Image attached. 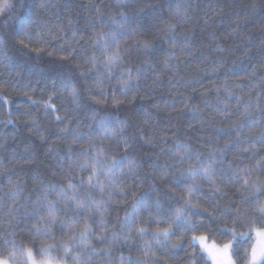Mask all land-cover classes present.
Masks as SVG:
<instances>
[{
  "label": "trees",
  "instance_id": "1",
  "mask_svg": "<svg viewBox=\"0 0 264 264\" xmlns=\"http://www.w3.org/2000/svg\"><path fill=\"white\" fill-rule=\"evenodd\" d=\"M5 2L0 0V7ZM12 2L14 7L0 16V252L10 250V246L3 247L6 239L37 250L41 244H54L56 247L51 250L49 258L60 260L62 264H76L74 255H82L81 264H131L137 257L143 258L142 253L147 251L143 241L150 240L152 233L141 238L135 226L131 229L134 242L130 244L110 243L111 235L107 241L101 242L95 224L92 225V234L83 241L79 235L69 239L70 234H66V230L59 225L52 229L55 239L52 236L37 237L29 231L37 222L31 216V200L36 199L34 179L42 180L45 184L67 185L71 182L78 185L89 172L69 168L67 149L71 145L74 152H79L82 144L87 147L92 141L97 145L91 150L92 154L103 148L100 158L106 162L105 168L112 166L115 177H120L121 172L127 174L129 159L140 165L138 175L143 183L136 191L140 195H150L153 200L157 196L153 185L161 187L162 191L167 190V186L162 185L164 177L159 172L153 175V164L166 165L168 173L179 176L182 172L186 175L191 165L205 167L215 161L213 167L216 175L213 179L227 195H212L211 180L196 177L200 187L198 192L193 193L192 202L202 206L197 219L203 218L206 225L196 234L206 235L210 240L222 244L232 239L225 230V224L235 228L237 233L249 231V226L233 223L235 209L229 210L228 206L230 203L239 205L245 195L253 203L264 200V192L250 193L241 189L237 193L235 188L240 183L233 186L226 184V180L233 172H240L243 166L254 165L261 158L260 154H264V144L258 138L261 129L257 127L256 136L249 135L251 121L264 119V111H261L264 109V0ZM177 5L180 6L179 16L171 15ZM157 17H162L163 21L170 20L180 32L187 31L191 42L188 49L180 46L174 49L175 58L170 61V68H165L161 62L167 58L166 52L172 50L173 34ZM124 18L138 22L143 28L139 34L128 31L118 35L120 48L127 49V53L118 66L109 71L100 63L104 57L96 42L103 43L110 39ZM151 25L155 27L148 31ZM29 30L32 35L27 39L25 33ZM176 38L184 40L179 32ZM21 39H24L27 48L19 43ZM137 40L153 41L155 47L145 52L137 46ZM31 48H39L40 51L33 52ZM93 55L97 58L95 66L81 59ZM63 57L68 59H61ZM129 69L133 77L139 78L130 81L127 95H124L122 81L129 80ZM137 69H140L139 73ZM81 72L85 75L81 76ZM156 72L160 73L159 77L155 75ZM67 77L78 81L82 105L88 107L74 109L68 92L59 86V81ZM50 96L53 98L51 101ZM113 96L123 100L124 104L114 106ZM46 103H54L59 110L46 112ZM249 104L253 107L246 114L245 106ZM91 110L96 113L95 121L88 118ZM105 114H112L117 120L128 119L124 135L135 136L136 140H129L131 146L127 151L123 137L118 135L122 125L115 122L112 126L117 136L109 139L94 133L92 140L73 143L70 133L61 132L66 124L76 127L77 118L80 129L87 132ZM57 115L63 117V122L55 119ZM238 122H242V126L234 127ZM140 129L153 138L155 146L144 143ZM237 132H240L239 136ZM176 141H182L192 148L191 159L172 155L176 151ZM225 141L230 142L225 144ZM252 144L260 154L254 156L252 151H244ZM221 149L225 153L222 159L219 155ZM197 151L199 157L196 156ZM60 156L65 157L63 170L59 167ZM114 160L118 163H114ZM229 161L233 163L231 169ZM100 179L107 183L103 170ZM127 183L132 184V181L128 180ZM183 183L191 184V179ZM15 185H20L23 191L21 197L13 201L9 193ZM29 193L33 194L29 197ZM95 195L97 199L100 198L98 192ZM55 198V194L49 196V199ZM162 199L167 200V197ZM60 206L63 207V202ZM179 206L172 204L173 208ZM107 207L105 218L116 225V231H120L116 218L118 216L122 221L126 212L132 213V197L127 198V203ZM249 207V204L244 205L245 209ZM11 208H15V211L9 214ZM203 208H208L209 212H204ZM151 211L155 212L156 209L153 207ZM161 211L170 213L171 209L166 203ZM211 212L215 213L214 221L209 215ZM145 219H151L146 211L137 218V225L156 227L140 224ZM247 219L257 218L249 216ZM41 227L47 225L41 224ZM159 227H167V224H160ZM251 227L255 229L260 225ZM124 234H128V229L124 230ZM192 234L189 233V237ZM64 241L69 242L71 252L68 255L61 247ZM255 241L253 232L250 238H243L244 248ZM172 242H175V237ZM153 245L152 251L156 256L150 258L165 255L161 245H156L154 241ZM93 249L97 252H93ZM186 251L192 252V248L185 243L179 248L170 249V257L166 256L165 259L168 264H188ZM203 257H206V253L197 251V264H204ZM42 258L37 256V259ZM233 259L240 264L243 249ZM208 264H211L210 258Z\"/></svg>",
  "mask_w": 264,
  "mask_h": 264
},
{
  "label": "snow or ice",
  "instance_id": "2",
  "mask_svg": "<svg viewBox=\"0 0 264 264\" xmlns=\"http://www.w3.org/2000/svg\"><path fill=\"white\" fill-rule=\"evenodd\" d=\"M14 7L12 0H6L3 7H0V16L4 15ZM180 6H176V11L171 15L179 16ZM122 17L124 14H121ZM161 22L167 25L168 31L172 33L171 46L172 50L166 52L167 58L164 59L161 63L165 68H170V61L175 58L174 49L177 46H180L182 49H188L191 47V42L188 39L187 31L180 32L177 28V25L171 23V21H163L162 17H157ZM6 23V22H5ZM155 25H151L148 31L151 30ZM143 26L138 22L128 20L127 18L122 19L119 22L118 28L113 31L110 39L104 40L103 43L97 41V46L104 57L100 63L104 64L106 68L111 70L112 67L118 66V62L122 61L125 58L127 49L121 50L119 41L117 39L118 35L121 32L132 31L136 34H139ZM179 32V35L184 37V40H178L176 38V33ZM31 30L25 33V38H31ZM19 43L27 48L28 45L25 44L24 39H21ZM137 46L148 52L155 47L153 41L144 40L136 41ZM33 52H39V48H31ZM63 60L68 59L67 57L61 58ZM86 64H92L95 66L96 56L92 57H81ZM145 64H148V61H145ZM77 68L80 65L77 64ZM137 72H140V69H137ZM129 80L122 81V89H124V95H127V89L129 83L133 79H138L139 77H133L131 75V70H128ZM85 74L81 72V76ZM157 77L160 76L159 72H156ZM90 79L91 77H85ZM55 83V81H54ZM99 83V81H97ZM59 86L65 92H68L69 96L72 99V103L75 110H80L81 107H88L87 105H82L81 97L82 91L81 87L78 86V81L74 80L72 77L62 78L59 81ZM103 95V93H100ZM229 95L232 93L229 91ZM53 98L50 96L49 101ZM135 99V98H133ZM7 103V101H4ZM112 102L114 106H122L124 104L123 100L117 99L115 96L112 97ZM132 101H128L131 103ZM259 101L257 102L258 106ZM2 106V105H0ZM253 105L249 104L245 106V113L247 114ZM45 111L49 110L56 112L59 109L54 103H46L44 105ZM92 114L88 117L89 119L95 121L96 113L94 110H91ZM264 111V109H261ZM226 114V113H221ZM57 121L63 122V117L57 115L55 117ZM113 122L122 125L119 129V136L124 139V147L127 151L131 146L129 140L132 137H127L124 135L125 128L128 126V119L117 120L112 114H105L99 118V121L95 123L93 128H90L89 131L83 132L79 127V120L77 118L76 127H69L67 124L61 128V132L65 134H71L72 141H88L92 140L94 133L98 136L103 137L104 139H109L117 136L116 130L113 128ZM147 124V120L144 121ZM71 124V121H69ZM242 122H238L234 127H241ZM259 127L258 138L262 144H264V119L261 120H252L249 125V135L256 136V129ZM143 135L141 138L144 143L155 146L154 140L151 136H148L143 129H140ZM109 134H112L111 136ZM240 135V132H237V136ZM135 137V136H133ZM230 141H225V144ZM97 145L95 141L88 144L85 147L81 145V150L79 152H74L72 146L69 145L67 149V160L69 161V168H78L82 172H89L87 178H81L79 184H73L69 182L67 185H60L56 183L45 184L44 181L39 179H34V194L36 199L31 200V216L37 219V222L34 223L29 229L35 233L37 237L41 236H52L55 239V236L52 232V229L59 225L62 230H66V234H70L69 239H72L79 235L81 240H85L88 235H91L93 232L92 225H96L97 235L101 242L107 241L108 236L111 235L110 243H133V235L131 229L133 226L136 227V233L143 238L149 232L152 233L150 240L143 241L144 248L147 251L142 253V257H137L135 261H132L131 264H168V260L165 259L166 256L170 257V249L179 248L182 244H187V247L192 248V252H185L188 256V264H197L196 254L197 251H203L206 253V257H203L204 264H208V259L210 258L211 264H238L236 260L233 259L234 256L240 255V250L243 249V261L240 264H264V200H256L254 203L249 196H242L241 202L239 205L229 204V210L235 209V217L233 219L234 224H239L240 226H249L248 232L237 233L235 228H229L227 224L224 225L225 230L228 235L232 237L227 243H224L222 246H217L216 243L209 245L206 243V237L203 234L197 235L196 233L201 229L206 227L205 221L203 218L197 219L199 211L201 210V205L198 203H193V193L198 192L199 185L197 184L196 177L200 176L202 179L211 180L212 183V195L217 193H222L227 195L223 189H221L213 177L216 175L214 170L215 161H211L207 166L201 167L199 165H191L186 170L185 173H181L179 176L168 173L166 165H156L153 164L154 169L153 175L155 176L157 172L161 174L164 179L162 180V185L167 186L166 191H162L161 187L153 185V190L157 194L156 199H152L150 195H140L136 188L140 187L143 183L142 178L138 175V165L134 160L129 159L127 164V174L124 172L120 173V177H115L112 174V166L109 165L105 168L106 162H103L100 158V153L103 152V148H100V152H97L95 155L92 154V149L96 148ZM244 151H252L253 155H258L256 147L254 144L250 145L248 149ZM224 150H219V155L221 159L224 156ZM174 156L187 157L188 159L192 158V148L183 143L182 141H176V151L172 153ZM200 153L197 151L196 156L199 157ZM215 156L216 153H211ZM261 158L255 162L254 165L248 166L245 165L241 168L240 172H233L230 176L227 177L226 184H232L233 186L236 183H240L239 187L235 188V192H241L243 189L246 192L256 193L264 192V154H260ZM83 158V159H77ZM59 167L61 170L64 169V156L59 158ZM91 161V163L89 162ZM114 163L118 161L114 160ZM229 168L233 167L232 161L228 162ZM239 167V165H236ZM104 171L105 181L100 179L101 171ZM255 172H260V175H254ZM123 178V179H122ZM158 179L160 177H157ZM186 179H191V184L183 183ZM71 181V177H69ZM128 180L132 181V184L127 183ZM11 183V180L9 181ZM43 185V186H41ZM23 189L20 185H15L10 189V196L13 201L18 200L21 197ZM71 192V195L68 193ZM100 194V198H96V193ZM33 193H29V197ZM55 194V199H49V196ZM132 197V213L125 214L124 219L121 221L117 216V223L120 226V231H116V225L111 224L110 220L106 219L108 213V205L116 204L119 205L122 202L127 203V198ZM104 197H107L105 199ZM115 197H120L122 199H114ZM162 197H167V200L162 199ZM61 202H63V207H61ZM168 204L169 212L161 211L162 207L165 204ZM179 204V207H172V204ZM249 204V209H245L244 205ZM155 208L156 211L152 212L151 209ZM197 210V211H194ZM204 212H209L208 208L202 209ZM15 211V208H11L9 214ZM148 212L151 219L141 220L140 224H151L156 225L154 228L142 227L137 225V218L141 215L142 212ZM46 213V215H42ZM71 213V215H69ZM241 213H243V218H241ZM215 220V213H209ZM253 216L257 219L248 220L247 217ZM15 220V217H12ZM41 224L47 225V227H41ZM160 224H167V227H159ZM259 224L260 227L252 228L251 225ZM128 229V234H124V230ZM255 234L256 242L249 243L248 248H244L243 238L251 237ZM181 233H183L181 235ZM189 233H193L189 237ZM173 237H175V242H172ZM161 245L163 247L164 256L157 257L152 259L150 257H155V252L152 251L154 245ZM193 241H196V244H193ZM6 253L0 252V264H62V261L55 258H49L51 250L56 247L54 244H41L40 248L37 250L34 247L18 245L15 240L8 241L5 239L3 247L9 248ZM64 249L65 255L70 254L71 249L69 247V242L64 241L61 245ZM239 249V251H238ZM97 252L96 249L92 250ZM37 256L43 257L42 259H37ZM73 260L76 264H81L82 255H74Z\"/></svg>",
  "mask_w": 264,
  "mask_h": 264
},
{
  "label": "rangeland",
  "instance_id": "3",
  "mask_svg": "<svg viewBox=\"0 0 264 264\" xmlns=\"http://www.w3.org/2000/svg\"><path fill=\"white\" fill-rule=\"evenodd\" d=\"M204 236L206 237V243H208L209 245H211V244H213V243H216V242L210 240L208 236H206V235H204ZM193 242H194V243H197L196 241H193ZM255 242H256V241H255ZM216 244H217V246H222L224 243H222V244H218V243H216Z\"/></svg>",
  "mask_w": 264,
  "mask_h": 264
},
{
  "label": "clouds",
  "instance_id": "4",
  "mask_svg": "<svg viewBox=\"0 0 264 264\" xmlns=\"http://www.w3.org/2000/svg\"><path fill=\"white\" fill-rule=\"evenodd\" d=\"M131 140L135 141V140H136V137H132ZM198 191H199V190H198ZM194 211H197V210H194Z\"/></svg>",
  "mask_w": 264,
  "mask_h": 264
}]
</instances>
